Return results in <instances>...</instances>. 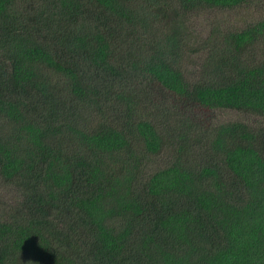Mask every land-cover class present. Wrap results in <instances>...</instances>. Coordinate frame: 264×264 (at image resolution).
Listing matches in <instances>:
<instances>
[{"label":"trees","instance_id":"1","mask_svg":"<svg viewBox=\"0 0 264 264\" xmlns=\"http://www.w3.org/2000/svg\"><path fill=\"white\" fill-rule=\"evenodd\" d=\"M253 1L0 0V264H264V124L200 116L264 117V15L188 26Z\"/></svg>","mask_w":264,"mask_h":264},{"label":"rangeland","instance_id":"2","mask_svg":"<svg viewBox=\"0 0 264 264\" xmlns=\"http://www.w3.org/2000/svg\"><path fill=\"white\" fill-rule=\"evenodd\" d=\"M264 15V0L253 1L252 3L238 9L231 10H204L196 15H193L188 21L189 33L193 36L191 39L204 40L209 34L215 22H219L223 29H235L245 23H254ZM220 29L221 31H224ZM201 43V41H200ZM197 48V44L193 42L188 44V49L191 51ZM199 59L203 58L199 52L193 53ZM195 58V57H194ZM197 58V60H198ZM201 117L208 120V125L219 124L220 122H234L242 121L250 125L264 124V117H257L252 114L237 112L233 110H219L210 111L208 113H201ZM192 118L196 116L192 115ZM197 121V120H196ZM0 195L4 199L11 201L15 198L16 194L10 189H5L0 186Z\"/></svg>","mask_w":264,"mask_h":264}]
</instances>
